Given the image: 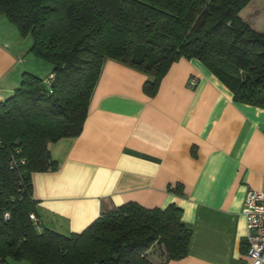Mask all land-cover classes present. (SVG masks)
Returning <instances> with one entry per match:
<instances>
[{"label":"trees","instance_id":"obj_1","mask_svg":"<svg viewBox=\"0 0 264 264\" xmlns=\"http://www.w3.org/2000/svg\"><path fill=\"white\" fill-rule=\"evenodd\" d=\"M248 2L0 0V14L30 36L29 51L50 62L54 73L48 86V74L24 71L14 91L0 100V135L25 157L11 168L9 149H0V257L32 264H167L186 254L191 227L177 204L127 201L79 232L62 233L39 225L31 176L57 167L49 142L81 132L106 57L146 72L142 87L148 95L173 61L195 57L234 99L264 106V33L239 14ZM153 244L160 254L151 252Z\"/></svg>","mask_w":264,"mask_h":264},{"label":"crops","instance_id":"obj_2","mask_svg":"<svg viewBox=\"0 0 264 264\" xmlns=\"http://www.w3.org/2000/svg\"><path fill=\"white\" fill-rule=\"evenodd\" d=\"M262 3L249 0L239 14L264 33ZM20 36L1 17L2 99L40 64L26 54L31 39ZM148 76L103 60L81 132L49 142L57 167L32 173L39 225L79 232L127 201L175 203L191 235L186 254L167 264H251L242 207L249 188L264 187V106L234 99L195 57L173 61L153 95L142 87ZM192 76L197 81L189 86Z\"/></svg>","mask_w":264,"mask_h":264},{"label":"built area","instance_id":"obj_3","mask_svg":"<svg viewBox=\"0 0 264 264\" xmlns=\"http://www.w3.org/2000/svg\"><path fill=\"white\" fill-rule=\"evenodd\" d=\"M54 73L49 72L44 78L45 83L49 86ZM197 79L192 76L189 78V86H193ZM0 100H2L0 95ZM8 148L7 160L9 167H17L25 163V157L22 155L19 146L9 148L7 143L0 135V149ZM242 211L246 220L247 250L246 255L251 264H264V187L249 188L246 191L243 201ZM9 216L8 211L3 212V217ZM30 218L35 219V215L30 213ZM0 264H8L5 259L0 257Z\"/></svg>","mask_w":264,"mask_h":264},{"label":"rangeland","instance_id":"obj_4","mask_svg":"<svg viewBox=\"0 0 264 264\" xmlns=\"http://www.w3.org/2000/svg\"><path fill=\"white\" fill-rule=\"evenodd\" d=\"M261 8L264 9V4L263 3L261 5ZM244 13H245L244 15H245V17L247 19V11L244 12ZM1 17L3 19H5L6 21H8V23H10L11 27L14 28L19 33V35H21L20 36L21 38L24 37V35L20 34L19 30L17 29V26L14 23H12L10 20H8V18L4 14H0V19H1ZM1 31H2V34L4 36L7 34L4 30H1ZM9 34H11V32ZM26 38L28 40H30V38H29L28 35H27ZM28 51L29 50L26 51V54L28 53ZM30 55H33V54L30 53ZM36 59H37V61H39V63L41 64V66H40V64H38V66L32 72H34L35 74H37V75H39V76L42 77V76L46 75L47 72L51 69V64H50V62L45 61L43 59H40V58H36ZM150 250H151L152 253H159V254L161 253L160 246L157 245V244H153L151 246ZM6 261L11 262L12 264H23V263H26L25 261H27V260L26 259H11V258H6Z\"/></svg>","mask_w":264,"mask_h":264},{"label":"water","instance_id":"obj_5","mask_svg":"<svg viewBox=\"0 0 264 264\" xmlns=\"http://www.w3.org/2000/svg\"><path fill=\"white\" fill-rule=\"evenodd\" d=\"M113 257L116 258V255H114Z\"/></svg>","mask_w":264,"mask_h":264}]
</instances>
